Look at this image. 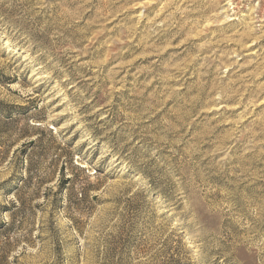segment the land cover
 Segmentation results:
<instances>
[{
  "label": "rangeland",
  "instance_id": "obj_1",
  "mask_svg": "<svg viewBox=\"0 0 264 264\" xmlns=\"http://www.w3.org/2000/svg\"><path fill=\"white\" fill-rule=\"evenodd\" d=\"M2 223L0 264H264V0H0Z\"/></svg>",
  "mask_w": 264,
  "mask_h": 264
},
{
  "label": "trees",
  "instance_id": "obj_2",
  "mask_svg": "<svg viewBox=\"0 0 264 264\" xmlns=\"http://www.w3.org/2000/svg\"><path fill=\"white\" fill-rule=\"evenodd\" d=\"M37 142H38L37 140L30 141V143L26 147H34ZM22 207H24V201L21 198H17L16 200L12 201V205L10 208V209H13L12 216L18 215L19 213H21ZM11 228H12V226H10L9 223H2L0 225V234H4L6 231L10 230Z\"/></svg>",
  "mask_w": 264,
  "mask_h": 264
}]
</instances>
